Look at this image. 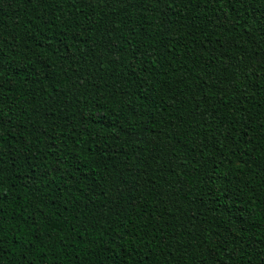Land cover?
I'll return each instance as SVG.
<instances>
[{
	"label": "trees",
	"instance_id": "16d2710c",
	"mask_svg": "<svg viewBox=\"0 0 264 264\" xmlns=\"http://www.w3.org/2000/svg\"><path fill=\"white\" fill-rule=\"evenodd\" d=\"M0 264H264V0H0Z\"/></svg>",
	"mask_w": 264,
	"mask_h": 264
}]
</instances>
